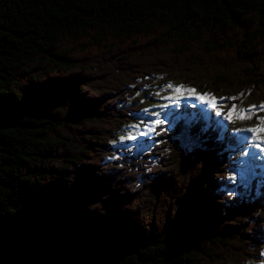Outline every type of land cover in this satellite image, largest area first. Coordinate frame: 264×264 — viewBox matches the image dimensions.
I'll return each mask as SVG.
<instances>
[{"label": "trees", "instance_id": "trees-1", "mask_svg": "<svg viewBox=\"0 0 264 264\" xmlns=\"http://www.w3.org/2000/svg\"><path fill=\"white\" fill-rule=\"evenodd\" d=\"M156 75L263 103L264 0H0V264L262 261L264 185L220 190L215 128L168 168L124 150Z\"/></svg>", "mask_w": 264, "mask_h": 264}, {"label": "snow or ice", "instance_id": "snow-or-ice-1", "mask_svg": "<svg viewBox=\"0 0 264 264\" xmlns=\"http://www.w3.org/2000/svg\"><path fill=\"white\" fill-rule=\"evenodd\" d=\"M168 87L173 90V95L168 97H162L163 99H175L177 102L183 97L184 93H187L189 96H194L196 100H199L201 103L208 105L209 107L216 110V115L221 116L223 112L221 111L222 106L218 103V98L213 94L205 92L198 93L195 88L186 87L185 85L173 86L169 82ZM139 95V93H137ZM159 96V93H157ZM219 99H236V97L231 98H219ZM195 106V105H194ZM152 107L167 108L168 105H153ZM257 108L256 105H251L249 108H239L234 104L230 109L227 110V114L224 115V119L233 122L235 119L246 120L251 119L254 113L252 109ZM259 108L264 110V103H262ZM144 113H148L149 109H144ZM201 113H205V109H200V113H193L190 116L183 114H174V113H165L164 118L161 117V112H152L151 115L156 117L155 119L145 122L140 120L138 124L130 125V128H134L139 131L141 125H143L144 130L139 131L140 136H148L149 133L155 132L156 135H160V132H157L156 129L168 123V127L162 129L163 132H168L176 127V125L183 121L184 128L180 133V139L184 147L191 151L196 148L203 146L205 140L207 139V134L210 129L215 128L218 131L216 137L217 141H223L225 126L221 121H215L211 123L205 120V123L199 127V130L196 133L192 132L193 126L200 120L203 119ZM237 132H249L252 133L251 140L252 144L245 145L247 137H238L239 146L247 147V151H242L243 158L239 161L238 166H234L230 169V175L228 177V182L220 189L223 192H226L229 196L240 195L239 189L245 188L249 189L253 181L259 179L261 185H264V157H261L260 153H264V116H257V123L252 127L246 128H237ZM126 137L121 136L120 139L123 140ZM136 137L129 133L127 139H135ZM151 139V137H149ZM158 143H166V141H159ZM229 149L233 148V145L229 144ZM260 149V152L252 150Z\"/></svg>", "mask_w": 264, "mask_h": 264}, {"label": "rangeland", "instance_id": "rangeland-1", "mask_svg": "<svg viewBox=\"0 0 264 264\" xmlns=\"http://www.w3.org/2000/svg\"><path fill=\"white\" fill-rule=\"evenodd\" d=\"M156 80L155 79H153L152 80V83H154ZM185 82H187V83H193L195 80H194V78H190V79H186V80H184ZM151 84V83H150ZM150 84H148L147 86H149ZM146 88H149V87H145L144 89H146ZM122 92L123 91H121V93H118V94H116L115 95V99H117V98H119L120 96H121V94H122ZM146 94H147V92H146ZM188 95L187 93H184L183 95ZM152 97H154V95H152ZM140 101H147L148 102V105H146V107H148V106H150V105H154V104H156V102H153V101H148L147 99H145V96H143L141 99H140ZM165 102H168V101H166V100H162V101H160V104H163V103H165ZM183 103H188V101L187 100H183L182 101ZM191 102H195L194 100H191ZM221 106H224V104H220ZM232 105H234V104H230V106L229 107H222V109H221V111L223 112V115H221V116H216L215 117V121H221L222 123H223V125L226 127V126H230V123H232V124H234L233 126H230L231 128H233L234 126H236L237 128H242L243 126H254L256 123H257V116H264V115H257V112H255V111H252L253 113H254V115L252 116V118L251 119H246V120H243V121H241V120H238V119H235L233 122H229V121H227V120H225L224 119V115H226L227 114V110L228 109H230L231 107H232ZM171 108L172 109H182L183 108V106H181V105H177V103L175 102V103H172V105H171ZM211 107H209L208 105H204V106H202L201 107V109H205L206 111H209L210 112V109ZM245 108V107H244ZM238 109V108H237ZM157 111L158 112H161V117L160 118H164V114L165 113H170V109H168V108H158L157 109ZM214 111H216L215 109H214ZM264 111V110H263ZM156 117H154V118H152V119H155ZM168 127V123L166 122L164 125H161V126H159L157 129H156V131L158 132V131H160V132H163V131H161L162 129H164V128H167ZM134 130H132V132H133ZM261 135H264V133H262ZM251 136H252V133H249V132H244V133H240V134H238L237 135V137H236V139L238 138V137H247L248 139L244 142L245 143V145H249V144H252L253 142H252V140H251ZM150 137L152 138V139H155L156 138V135H154V132L153 133H150ZM162 139H157V143L159 142V141H161ZM239 142V141H238ZM158 144H160V143H158ZM262 146H264V145H262ZM245 149H247V147H244ZM252 150H254V151H257V152H260V149H255V148H253ZM260 155L262 156V157H264V153H260ZM173 158V156H171V157H168L167 159H165V163H163L164 164V168H168L169 167V162H170V160ZM243 158V156L241 157L240 156V160ZM239 165V164H238ZM251 187H252V185H251ZM250 187V188H251ZM249 188V189H250ZM242 189H245V188H242ZM235 255H237V252H235L234 253Z\"/></svg>", "mask_w": 264, "mask_h": 264}]
</instances>
